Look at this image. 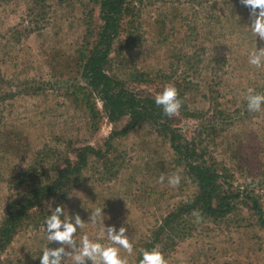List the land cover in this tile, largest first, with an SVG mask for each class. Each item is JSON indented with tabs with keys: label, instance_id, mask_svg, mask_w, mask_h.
<instances>
[{
	"label": "rangeland",
	"instance_id": "rangeland-1",
	"mask_svg": "<svg viewBox=\"0 0 264 264\" xmlns=\"http://www.w3.org/2000/svg\"><path fill=\"white\" fill-rule=\"evenodd\" d=\"M132 2L129 39L124 34L113 43L109 74L138 97L176 87L180 114L164 122L198 144L234 205L219 221L191 215L185 235L159 250L167 264H264V227L245 197L252 196L264 218V111L249 113L244 99L248 89L264 93V68L248 64L255 47L248 10L238 0ZM88 24H100L98 8L88 0H0V223L18 192L27 191L18 184L25 170L35 165V174L44 176L73 158L75 149L103 148L110 133L127 124V118H107L76 65ZM106 157L108 162L89 163L62 203L45 202L0 253V264H39L43 223L57 204L85 220L77 241L84 234L100 237L102 223L87 219L102 207L99 219L106 226L127 228L134 246L129 264H136L137 250L156 227L196 193L166 133L151 124L115 139ZM174 172L182 177L176 187L167 183ZM64 264H70L67 258Z\"/></svg>",
	"mask_w": 264,
	"mask_h": 264
},
{
	"label": "trees",
	"instance_id": "trees-1",
	"mask_svg": "<svg viewBox=\"0 0 264 264\" xmlns=\"http://www.w3.org/2000/svg\"><path fill=\"white\" fill-rule=\"evenodd\" d=\"M88 2L97 6L100 24L98 26L88 24L76 65L91 94L101 100L107 118L111 122L127 118V124L121 130H113L104 142L103 148L85 146L75 149L73 158L65 159L60 165L51 166V170L44 176L35 174L37 169L35 165L24 171L18 184L26 187L27 191L24 195L18 192L6 207L0 223V253L13 242L21 230L33 223L35 213L43 208L45 202L54 200L62 203L68 193L77 186L89 163L108 162L106 154L111 151L114 140L127 136L141 124H151L166 133L171 150L184 165L187 175L196 187L193 199L170 212L142 248L165 249L167 242L185 235L184 231L189 230L187 222L193 214L219 221L232 214L234 210L231 203L233 196L222 192L224 181L222 175L214 168V163L204 158L203 150L198 148V144L183 140L166 124L167 122H164L168 121L169 117L164 116L162 109L156 106L155 97L135 96L109 74L108 65L113 43L126 34L127 26L133 24L132 20L136 16L132 0ZM124 37L126 40L129 39L127 34ZM89 111L90 117L94 120L97 112L93 107ZM49 172L52 176H46ZM245 197L252 202L254 208H257V221L264 227L263 213L257 203L249 194ZM138 262L139 254L136 264Z\"/></svg>",
	"mask_w": 264,
	"mask_h": 264
},
{
	"label": "clouds",
	"instance_id": "clouds-1",
	"mask_svg": "<svg viewBox=\"0 0 264 264\" xmlns=\"http://www.w3.org/2000/svg\"><path fill=\"white\" fill-rule=\"evenodd\" d=\"M239 4L248 10L250 23L246 26L255 40V47L248 53V64L256 69L264 68V0H238ZM262 46L257 47V41ZM245 107L249 113L264 111V93L248 89L244 97ZM154 103L162 109L166 117L179 116L182 101L178 97V91L174 85H166L155 96ZM181 175L174 172L167 177L169 186L176 187L181 182ZM165 177L161 175L159 182L163 183ZM68 212V211H67ZM103 213L102 207H97L90 214L87 222L91 225L102 223L99 238L90 239L87 234L80 236L77 241L75 234L85 228V220L78 213L66 215V208L57 204L50 214L45 217L43 223L46 243L43 245L42 255H39V264H64L67 258L70 264H129V256L134 253L133 243L128 237L127 228L123 225L118 229L115 225H105L100 220ZM103 241V242H101ZM49 244H57V247H48ZM127 255H121V252ZM139 254L138 264H167L161 251L157 248L137 250Z\"/></svg>",
	"mask_w": 264,
	"mask_h": 264
}]
</instances>
